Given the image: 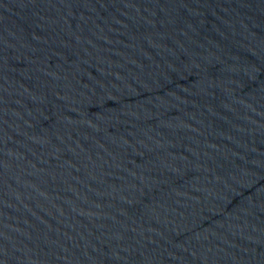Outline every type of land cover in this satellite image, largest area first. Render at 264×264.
<instances>
[{
    "label": "water",
    "instance_id": "water-1",
    "mask_svg": "<svg viewBox=\"0 0 264 264\" xmlns=\"http://www.w3.org/2000/svg\"><path fill=\"white\" fill-rule=\"evenodd\" d=\"M0 264H264V0H0Z\"/></svg>",
    "mask_w": 264,
    "mask_h": 264
}]
</instances>
